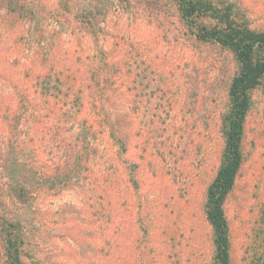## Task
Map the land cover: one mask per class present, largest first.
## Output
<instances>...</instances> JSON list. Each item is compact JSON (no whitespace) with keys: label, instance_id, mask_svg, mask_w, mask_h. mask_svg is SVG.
Segmentation results:
<instances>
[{"label":"rangeland","instance_id":"374dc122","mask_svg":"<svg viewBox=\"0 0 264 264\" xmlns=\"http://www.w3.org/2000/svg\"><path fill=\"white\" fill-rule=\"evenodd\" d=\"M206 1L203 23L264 32V0ZM239 69L175 0H0V214L21 220L25 264H217L206 192ZM242 154L231 262L264 264V78Z\"/></svg>","mask_w":264,"mask_h":264},{"label":"trees","instance_id":"16d2710c","mask_svg":"<svg viewBox=\"0 0 264 264\" xmlns=\"http://www.w3.org/2000/svg\"><path fill=\"white\" fill-rule=\"evenodd\" d=\"M182 19L195 37L203 42L217 43L230 49L239 64V71L234 76L228 89L230 101L226 116L225 147L218 171L209 184L206 192L205 214L213 232L214 259L217 264H232L230 226L225 210V203L235 187L243 164L242 145L245 133V122L252 105V91L261 84L264 78V32L254 30L232 17H226L227 28L209 26L201 21L209 13L216 11L213 4L206 0H175ZM17 6V5H16ZM31 3L21 1L19 8L27 10ZM30 13L34 14L31 7ZM56 84L48 94L58 98L65 87L59 74L55 73ZM71 90V87L67 85ZM82 89L74 91L75 101L81 100ZM69 96V95H68ZM72 106L66 107L63 114L72 113ZM75 162V161H74ZM73 162V164H75ZM71 168V166H69ZM68 169L65 180L71 179ZM61 175V174H60ZM15 194L23 199L28 198L30 189L26 185L14 186ZM0 234L4 242L6 259L9 264H25L22 248L24 245L23 224L21 220L0 214Z\"/></svg>","mask_w":264,"mask_h":264}]
</instances>
